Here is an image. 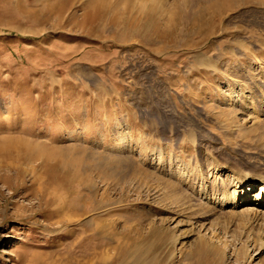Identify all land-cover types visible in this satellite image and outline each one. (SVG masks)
Listing matches in <instances>:
<instances>
[{"label": "rangeland", "instance_id": "374dc122", "mask_svg": "<svg viewBox=\"0 0 264 264\" xmlns=\"http://www.w3.org/2000/svg\"><path fill=\"white\" fill-rule=\"evenodd\" d=\"M219 1L0 0V264H264V0Z\"/></svg>", "mask_w": 264, "mask_h": 264}, {"label": "bare ground", "instance_id": "6f19581e", "mask_svg": "<svg viewBox=\"0 0 264 264\" xmlns=\"http://www.w3.org/2000/svg\"><path fill=\"white\" fill-rule=\"evenodd\" d=\"M100 2H103L105 0H98ZM228 0H220L219 3L214 5L212 11H220V7L227 2ZM229 0L228 2H230ZM223 5V6H224ZM222 8V7H221ZM217 13V12H216ZM23 16V15H22ZM10 150V149H6ZM3 154L6 157H12V152L10 151H5ZM24 157L28 158V154H24ZM252 181H245L240 187L243 188V191H241V188L239 190V193L236 191L231 194L232 198V207H234L236 210L245 212V211H250V210H257V208H252L251 205L256 202V205L258 208L263 209L264 208V186L260 187H253L251 186ZM244 204V206L242 205ZM259 210V209H258ZM139 262H136L135 264H138Z\"/></svg>", "mask_w": 264, "mask_h": 264}]
</instances>
